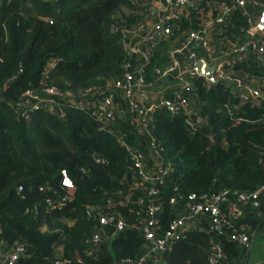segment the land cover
Segmentation results:
<instances>
[{"label": "trees", "instance_id": "obj_1", "mask_svg": "<svg viewBox=\"0 0 264 264\" xmlns=\"http://www.w3.org/2000/svg\"><path fill=\"white\" fill-rule=\"evenodd\" d=\"M145 2L0 0V223L9 243L20 240L27 245L18 264H121L144 253V239L133 227L143 219L136 213L140 209L136 200L117 206L128 226L97 255L87 253V239L97 224L88 217V207L120 204L135 190L128 152L115 134L101 130L88 112L76 108H70L65 118L49 110L32 111L25 118L15 105L30 89L79 92L122 77L129 59L123 29L141 21ZM196 16V12L190 16L193 27L200 28ZM233 20L247 27L241 12ZM189 24L185 19L181 29ZM167 51V42L154 50L145 69L149 81L153 68L167 62ZM53 59L57 64L48 70ZM235 69L264 74V68L245 63ZM192 82V95L206 123L193 132L184 114L171 115L162 108L150 126L174 167L153 197L163 204L162 229L178 214L172 197L221 189L252 191L264 182V85L246 78L258 93L252 101L237 97L225 80L207 85L204 77L195 76ZM118 126L136 140L133 126ZM97 155L106 162H96ZM63 169L73 181L71 188L62 184ZM140 195L151 199L139 190L133 199ZM211 237L209 225L202 223L162 261L147 259L143 264H209ZM223 243L229 258L239 252L236 242L225 238Z\"/></svg>", "mask_w": 264, "mask_h": 264}, {"label": "built area", "instance_id": "obj_2", "mask_svg": "<svg viewBox=\"0 0 264 264\" xmlns=\"http://www.w3.org/2000/svg\"><path fill=\"white\" fill-rule=\"evenodd\" d=\"M145 3L141 21L133 28L123 29L129 59L122 77L79 92L56 87H48L44 92L30 89L23 93L15 106L25 118L30 117V112L39 110L52 111L60 118H65L70 108L88 112L98 122L99 128L115 134L118 143L128 152L127 167L134 177V192H147L151 197L147 200L140 195L133 199V192L125 195L117 205L109 202L105 208L89 206L87 215L96 219L97 224L87 239L88 255H97L105 243L128 226L117 206H128L136 200L140 207L136 213L143 219L133 227L144 239V253L138 259H123L121 264H143L147 259L162 261L180 239H185L189 232L205 222L212 233L209 264H227L229 256L225 251L224 239L245 247L250 241V233L246 225L239 224L223 210V205L231 200L239 203L258 201L264 193V182L252 191L221 189L172 197L170 203L178 214L167 228L162 229L160 217L163 204L155 202L153 197L160 193L174 167L166 148L151 132L150 126L155 121V112L162 108L171 115L184 114L193 132L206 123L199 112L198 102L192 98V80L195 76L204 77L207 85L225 80L238 93L237 97L254 100L258 93L246 82V78L264 85V74L236 70L235 65L245 63L253 69L264 68V0H232L230 3L219 0H146ZM238 11L246 20L247 27L234 22L233 15ZM193 12L197 13L200 28L193 27L190 17ZM188 18L190 26L181 29V23ZM142 31L146 35L139 43L126 41V32L137 34ZM166 42L168 60L164 65L153 68V80L149 81L145 69L154 50ZM146 44L151 47L146 56L147 62L135 75L130 71V57L142 53ZM196 48L203 51V59L212 67L210 75L198 73L199 51ZM56 64V59L50 60L47 69H52ZM179 72L186 75L182 87H168L160 91L149 89L154 82ZM241 85H247V90H242ZM124 123L136 129L134 142L118 126ZM95 160L98 163L106 162L105 157L98 155ZM61 173L62 184L73 187L68 172L63 169ZM22 190L20 186L19 192ZM26 254V243L20 240L9 243L0 223V264H18Z\"/></svg>", "mask_w": 264, "mask_h": 264}, {"label": "crops", "instance_id": "obj_3", "mask_svg": "<svg viewBox=\"0 0 264 264\" xmlns=\"http://www.w3.org/2000/svg\"><path fill=\"white\" fill-rule=\"evenodd\" d=\"M145 35V31L137 34L126 32V41L130 40L134 44L139 43ZM150 49L151 47L146 44L143 46L142 53L130 57V71L135 75H138L146 64V56ZM196 51H199L198 59L202 60L203 51L198 48H196ZM182 75L183 73L179 72L162 81H156L149 89L151 91H160L168 87H182L185 81L183 78L186 76L185 74ZM223 210L236 219L239 224L246 225L250 233L248 245L245 247L237 245L239 252L232 255L227 264H264V193L258 201L239 203L231 200L223 205Z\"/></svg>", "mask_w": 264, "mask_h": 264}, {"label": "water", "instance_id": "obj_4", "mask_svg": "<svg viewBox=\"0 0 264 264\" xmlns=\"http://www.w3.org/2000/svg\"><path fill=\"white\" fill-rule=\"evenodd\" d=\"M197 67L201 75H210L213 72L212 67L204 59L199 60Z\"/></svg>", "mask_w": 264, "mask_h": 264}, {"label": "rangeland", "instance_id": "obj_5", "mask_svg": "<svg viewBox=\"0 0 264 264\" xmlns=\"http://www.w3.org/2000/svg\"><path fill=\"white\" fill-rule=\"evenodd\" d=\"M227 107H229V108H230V107H232V106H229V105H228ZM229 111H231V110H229Z\"/></svg>", "mask_w": 264, "mask_h": 264}]
</instances>
